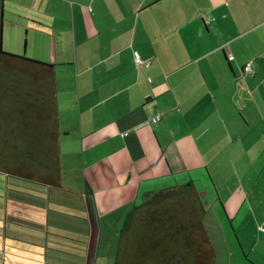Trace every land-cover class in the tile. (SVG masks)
<instances>
[{
    "label": "crops",
    "instance_id": "0c3cea01",
    "mask_svg": "<svg viewBox=\"0 0 264 264\" xmlns=\"http://www.w3.org/2000/svg\"><path fill=\"white\" fill-rule=\"evenodd\" d=\"M0 26L55 65L61 168L0 199V264H116L129 212L187 183L222 205L215 264H264V0H0Z\"/></svg>",
    "mask_w": 264,
    "mask_h": 264
},
{
    "label": "trees",
    "instance_id": "16d2710c",
    "mask_svg": "<svg viewBox=\"0 0 264 264\" xmlns=\"http://www.w3.org/2000/svg\"><path fill=\"white\" fill-rule=\"evenodd\" d=\"M55 65L7 53L0 29V172L60 185ZM192 183L145 194L119 234L116 264H215Z\"/></svg>",
    "mask_w": 264,
    "mask_h": 264
},
{
    "label": "rangeland",
    "instance_id": "374dc122",
    "mask_svg": "<svg viewBox=\"0 0 264 264\" xmlns=\"http://www.w3.org/2000/svg\"><path fill=\"white\" fill-rule=\"evenodd\" d=\"M7 29H9L8 25H7ZM23 39H24V37H23ZM24 41L25 40L22 41V47L20 48L21 50L19 51V53L21 55H25L24 54V43H25ZM8 178H9V180H8ZM6 180H8L9 184L7 183ZM14 181H16L15 177L14 178H13V176L9 177L5 173H1L0 172V199H2V200L5 199L7 194L9 195L10 198H11V195H13V196L20 195L22 197L23 196L24 197H28V195H33V192H28L30 194L26 195V193H25L26 191L22 192L21 190H17L16 187H15L17 183H15ZM17 185L21 187L22 184L21 185L17 184ZM24 187H25V185H23V188ZM204 202H205V206L207 208V215L205 216V219H204L205 229L210 233L211 238L218 242L219 238H220V234L222 232L219 229L221 228V226L223 228L226 227V224H225V222L223 220V217H221V215L223 213L222 205L220 204L219 201H215L214 202L213 200H207V201L205 200ZM28 207L30 209L33 208L32 205H30ZM19 208L23 209V208H26V207L24 205L23 206L21 205ZM63 218H65V217H63ZM119 234L120 233H118L117 236H116L117 237L116 238L117 244L119 242V239H118L119 238Z\"/></svg>",
    "mask_w": 264,
    "mask_h": 264
},
{
    "label": "built area",
    "instance_id": "2783aa9c",
    "mask_svg": "<svg viewBox=\"0 0 264 264\" xmlns=\"http://www.w3.org/2000/svg\"><path fill=\"white\" fill-rule=\"evenodd\" d=\"M135 61L138 65H142L144 62L143 60L141 59L140 57V54L138 52H135ZM244 72L247 73L248 75H251V76H255L256 75V71L253 67V64L252 62L251 63H248L245 67H244ZM161 120V116L160 115H157L153 118V120H151L154 124H157L159 123V121ZM264 229V228H263Z\"/></svg>",
    "mask_w": 264,
    "mask_h": 264
}]
</instances>
